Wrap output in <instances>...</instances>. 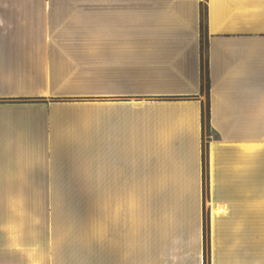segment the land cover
Segmentation results:
<instances>
[{"label": "crops", "instance_id": "1", "mask_svg": "<svg viewBox=\"0 0 264 264\" xmlns=\"http://www.w3.org/2000/svg\"><path fill=\"white\" fill-rule=\"evenodd\" d=\"M205 227L264 264V0H0V264H206Z\"/></svg>", "mask_w": 264, "mask_h": 264}, {"label": "trees", "instance_id": "2", "mask_svg": "<svg viewBox=\"0 0 264 264\" xmlns=\"http://www.w3.org/2000/svg\"><path fill=\"white\" fill-rule=\"evenodd\" d=\"M203 25H202V30H203V51L205 50V47L207 45V40H206V25H205V16H206V11L203 9ZM203 79L205 83L207 84L208 90H209V76H208V70H207V59L205 54L203 53ZM211 130V124H210V106L208 104L207 108L203 110V133L204 137H209L210 135L208 132ZM206 159H207V154H206V142L204 145V151H203V160H204V167L206 168ZM209 257V261H208ZM205 259H206V264H210V242H209V231L208 228L205 227Z\"/></svg>", "mask_w": 264, "mask_h": 264}, {"label": "rangeland", "instance_id": "3", "mask_svg": "<svg viewBox=\"0 0 264 264\" xmlns=\"http://www.w3.org/2000/svg\"><path fill=\"white\" fill-rule=\"evenodd\" d=\"M205 88L207 89V84L205 83ZM206 108H207V106H206ZM208 134L211 136V135H213V133H212V131L210 130L209 132H208ZM83 241V240H82ZM82 241H81V243H82ZM83 242H86L85 243V245H86V250H85V252L87 251H89L90 250V241H89V239H87V241H83ZM104 235H99V239H98V243H97V258H98V260L99 261H101V259H103L101 262L102 263H104ZM94 250V252H95V248L93 249ZM208 261H209V257H208ZM100 263V262H99ZM209 264V263H208Z\"/></svg>", "mask_w": 264, "mask_h": 264}]
</instances>
